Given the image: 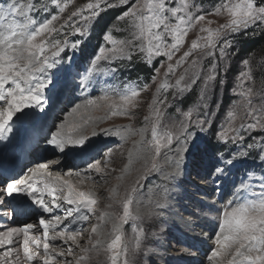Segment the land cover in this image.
Here are the masks:
<instances>
[{"label":"snow or ice","instance_id":"6c2138e0","mask_svg":"<svg viewBox=\"0 0 264 264\" xmlns=\"http://www.w3.org/2000/svg\"><path fill=\"white\" fill-rule=\"evenodd\" d=\"M209 2L210 10L204 7L205 0H87L66 17L73 0L0 2V141L16 131L14 118L20 126L25 121L35 122L39 117L36 109H44L46 100L56 94L58 80L73 72L82 92L97 84L104 87L101 95L75 104L56 130L46 136V144L54 152L83 149L91 137L100 134L116 137L122 144L133 136L139 137L132 140L128 162L117 180H123L134 161H144L143 171L122 195L117 187L109 190L112 203L106 207L113 210L96 216L97 223L92 225L88 238L90 247L80 248L75 264H87L89 253L100 252L106 256V264H152L149 257L157 254L154 243L159 239L155 221L163 214L157 209L168 207V187L163 183L156 185L162 191L145 207L140 199L141 181L151 174L171 181L179 174L194 130H210L219 115L212 98L218 87L226 85L231 59L238 54L234 51L236 37H247L250 30L253 36L264 35V0ZM119 9L123 10L102 29L103 44L96 54L83 68L75 66V54L83 38L91 34L104 14ZM208 16L223 17L224 22L212 27L215 21ZM117 22L125 26L119 28ZM113 29L127 35L117 38ZM193 32L195 36L189 42L187 38ZM66 53L70 54L65 56ZM251 55L241 61L243 70L237 73L230 89L237 99L230 102L215 133L217 143L235 149L232 157L222 151L217 153L219 163L225 166H233L237 159L253 152L264 164V89L247 86L255 79ZM134 56L139 57L137 62L152 67L149 81L129 80L118 86L103 80L105 76L115 77L119 71L114 66L116 62L126 60L130 64ZM156 58L163 59L153 67ZM260 68L258 62L257 71ZM261 80L264 81V74ZM152 85L155 89L142 127H93L90 136L84 134L90 125L112 117L134 119L142 93ZM193 92L197 93L195 101L185 105V98ZM97 112L103 114L95 115ZM68 116L73 119L69 121ZM113 154L108 149L102 160L94 159L83 170L70 169L64 174L54 175L49 163H40L23 178L0 184V204L7 203L5 198L27 194L43 213L51 214L61 208L65 212L63 217L41 216L38 227L27 223L0 231V248L6 249L0 251V264H54L61 257L73 255L71 245L65 253L57 251L54 242L72 241L80 247L77 238L89 215H95L98 198L91 188L79 190L72 179L64 176L79 178L76 183L81 185L85 181L95 184L104 179ZM224 171V167L216 166L212 175L219 177ZM45 195L51 199L46 200ZM108 223L111 229L104 232ZM126 225L130 233L125 231ZM19 237L22 239L17 240ZM214 243L207 256L209 264H264V170H246L234 185L232 199L219 218ZM59 264L73 262L65 258Z\"/></svg>","mask_w":264,"mask_h":264},{"label":"rangeland","instance_id":"374dc122","mask_svg":"<svg viewBox=\"0 0 264 264\" xmlns=\"http://www.w3.org/2000/svg\"><path fill=\"white\" fill-rule=\"evenodd\" d=\"M0 2H3V0H0ZM86 2L87 0H73V4L69 6L68 11L65 13V17L70 14L71 11H74L76 7L82 6ZM212 2H214V0H212ZM204 7L210 10L209 0H205ZM122 10L123 9H119L117 11ZM110 12L106 13L108 14V17L113 14ZM114 18L115 17H113V20L108 22V24H111L114 21ZM207 19L215 21L212 27H216L219 23L224 22L223 17L208 16ZM101 23H103V21H101ZM117 26L123 28L125 25L123 22H117ZM90 35L83 38V43L75 54V66L77 67L83 68L90 58L96 54V51L101 44H103L102 31L101 37L94 48V51L88 55V49H91L92 47V43L89 42ZM113 35L117 38H123L127 33L115 31V29H113ZM194 36V32L190 33L187 38L188 41L190 42ZM257 36L264 35L253 36L250 30L247 37ZM240 37L246 38L244 35L236 37L234 51L238 54L231 59V67L228 69L226 75V85L222 88L218 87L216 96L212 98L213 106L215 110L219 112V115L215 117V123L210 130L204 132L199 131V129L194 130L193 138L189 142L188 151L185 153V159L180 168V172L181 170L184 171V177L180 178L178 174L171 181H163L158 174H151L148 176L147 180L141 181L143 187L141 189L140 199L145 207L150 206L149 201L158 198L162 191L157 188L156 185L163 183L167 184L168 187V207L164 210L157 209V211H162L163 214L155 221V230L159 232V239L154 243V247L157 249V254L149 257L152 264H209L207 256L210 254L212 248L215 247L214 240L218 231L219 218L225 209V205L230 199H232L234 185L239 183L246 170L255 169L257 172L264 170V164L260 163L255 152L251 153L247 158L237 159L233 166H225L219 163L217 157L218 152L213 153L210 149L213 144L212 141H215L218 146H224L222 152H225L227 157H232L233 152H235V149L232 148L231 145H221L217 143L215 133L222 117L225 115L226 109L230 105V102L237 99V97L231 93L230 89L236 82L237 73L243 70L241 61L249 56V54H252L251 64L255 79L254 81L248 82L247 86L252 87L254 90L264 89V81L261 80V75L264 74V41L253 52L246 53V51H240ZM75 39H80V37H75ZM81 50L85 52L82 56L86 59L85 62L80 61L77 58L78 53ZM68 54L70 53L64 55L66 56ZM162 59L163 58H156L153 67L157 66ZM138 60L139 57L134 56L132 62L136 63ZM258 62L261 65L259 71H257ZM138 63L144 64L145 68L150 69V72L146 78L142 77L137 80L141 83L149 81V78L153 74L152 67L147 66L145 63ZM128 64L129 63L125 60L116 62L114 66L120 69L122 67L126 68ZM74 75L75 73L73 72L72 75L61 77L58 80L55 90L56 94L46 100L44 109H36L39 113L38 119L35 122L25 121L24 125L21 126L23 130L20 135L22 137L20 140L17 136V128L20 125L19 122H15L14 118L16 131L11 134L7 140L0 141V160L5 161V166L7 168H10L11 166L12 168L21 167L20 169H16L17 171L14 173L15 175L11 173V179L0 177V184L12 179L18 180L23 178L30 168H33L40 163L54 164V167L59 165L61 168H58V170H51L54 175L67 173L70 169L83 170L87 164L94 159L102 160L108 149L113 150L114 154L111 163L105 170L106 174L104 175V179H98L95 184H93L92 181H85L84 184L81 185L76 183L79 178L75 176H64L65 179H72L75 187L79 190L87 191L91 188L98 198V204L94 206L95 215H89V221L82 226V235L77 238L80 247H76L72 241H68L67 244L62 241L54 242L57 251L64 250L66 253L69 245L73 247V255H66L65 257L59 258V260L66 258L67 260L72 261L73 264H75L76 257L81 255L80 248L90 247L88 238L91 234L92 225L97 223L96 216L100 215L102 211L113 210L106 207V205L112 203V201L109 200V190L117 187L119 194L122 195L124 190L130 187L140 176L144 164L143 160L135 161L131 166V170L124 174L123 180H117V177L121 175V169H123L124 165L128 162L127 152L128 149L132 147V140L139 139L138 136L131 137L126 144L122 146L123 144L118 138L100 134L91 137L83 149L69 148L64 154L54 152L52 148L46 144V136L50 134L51 131L56 130V127L65 119L66 115L71 111L75 104L83 103V100L89 96L96 97L102 94L104 86L101 84H97L95 88H89L86 92H82L79 87L78 78L74 79ZM103 80L109 84L118 86H122L123 82L129 81L128 79L120 77L118 71L115 74V77L105 76L103 77ZM154 89L155 85H152L148 92L142 93L140 97L142 103H140L139 107L134 110V119L130 120L126 117L122 118L118 116L112 117L99 125H90L85 130L84 134L90 136L93 127H96L97 130H99V128H109L128 124H131L134 128L142 127L143 117L148 114L147 104L151 100ZM196 95V92L188 95L186 98H189V101L184 100V104L188 105L193 103ZM47 96L48 94L46 93V97ZM255 102L259 103V99L256 98ZM102 114L103 113L101 112L95 113V115ZM68 119L71 121L73 118L68 116ZM147 136L150 138V132ZM94 148L96 149L94 151L95 154L90 156L92 159L80 163L79 161L82 160L81 158H78V156L81 153ZM22 153L25 158L22 156ZM14 154H18L17 159L13 158ZM216 166L225 168L224 173L219 177L212 175ZM113 169H115V171H113ZM165 171H171V169L165 168ZM12 198H14L13 201H11V199L7 200V206L0 212V217H2L3 221H6L7 223L12 221L11 223H15L17 227H23L27 223L39 225V218L41 216H44L46 219H51L52 215H59L61 217L65 215L64 209L61 208L54 209L51 214L43 213L41 210V216L36 215V217L35 215H32L30 210L32 209L30 208V205L33 204L30 196L27 194H20ZM45 199L50 200L51 197L45 195ZM15 204H17V207L26 204L27 208H23L26 211L24 210L22 213H26L28 216L32 215L33 217L31 216L32 218L26 220V217H23L24 219H19L21 218V215L17 216V208H13ZM33 205L35 208L32 209V211L39 208L38 205ZM65 207H67V205ZM72 227H81V225H74ZM110 229L111 223H108L104 226L103 231L108 232ZM42 231L43 230L40 229V233H42ZM125 231L130 233V227L126 225ZM188 233L190 236L187 238ZM191 235L192 237L193 235H196L199 238L203 237V239L206 237V242L203 245H198L191 239ZM95 238V235H93V239ZM4 250L6 249L0 248V251ZM184 250L188 251L186 252ZM188 252L194 253V255H190ZM89 255L91 259L87 264H106V256L103 252H100L99 255L96 253H89ZM59 260L54 262V264H59Z\"/></svg>","mask_w":264,"mask_h":264},{"label":"trees","instance_id":"16d2710c","mask_svg":"<svg viewBox=\"0 0 264 264\" xmlns=\"http://www.w3.org/2000/svg\"><path fill=\"white\" fill-rule=\"evenodd\" d=\"M111 13V12H110ZM113 14L108 17V14H104L101 18V20L99 21V23L97 24V27L94 28L91 32V35L89 37V42L92 43V47L91 49H88L89 52L88 55H90L92 53V51H94V48L96 47L100 37H101V33H102V29L104 27H106V22H111L113 20V17H115V15L118 13L117 12H112ZM101 21H103V23H101ZM264 41V36H257V37H246V38H239V45H240V51H246V53H250L253 52L255 49H257L262 42ZM88 43V42H87ZM85 54V52L83 50H81L78 53V60L80 61H86V59H84L82 56ZM150 72L149 68H145L144 64H139L138 62H132L130 64H128V66L122 67L119 69L118 71V75L122 78L128 79V80H137L140 79L142 77L146 78ZM185 101H189V98H185ZM184 101V102H185ZM212 146L210 147L211 151L213 153H217L223 150L224 146H218L216 144L215 141H212Z\"/></svg>","mask_w":264,"mask_h":264},{"label":"bare ground","instance_id":"6f19581e","mask_svg":"<svg viewBox=\"0 0 264 264\" xmlns=\"http://www.w3.org/2000/svg\"><path fill=\"white\" fill-rule=\"evenodd\" d=\"M22 128H21V126H19L18 128H17V136H18V138H19V140L22 138L20 135H21V132H22ZM44 135V134H43ZM126 143H123V145L122 146H124ZM131 146V145H130ZM96 149L94 148V149H89V150H87V151H85L84 153H81L79 156H78V158H81V160L82 161H79L80 163H82V162H85V161H87V160H91L92 159V157H90V156H92V155H94L95 154V151ZM73 152V151H72ZM17 155V156H16ZM74 156V155H73ZM9 157H11V156H9ZM74 157H76V156H74ZM13 158L14 159H17L18 158V154H14V156H13ZM76 162V161H75ZM135 162V161H134ZM133 162V163H134ZM68 163V162H67ZM69 164V163H68ZM5 165V161H2V160H0V168H3V166ZM51 165V164H50ZM57 168V169H56ZM58 168H61L59 165H57V166H55L54 167V164H52L51 165V167L49 168V170L51 171V170H58ZM20 172V171H19ZM18 172V173H19ZM179 177L180 178H183L184 177V171H182L181 170V172L179 171ZM216 181H218V180H216ZM205 185V184H204ZM6 199V198H5ZM9 199H11V201H13V199L14 198H8V199H6V200H9ZM7 203H5V204H0V212L1 211H3V209L7 206L6 205ZM148 204V203H147ZM17 204H15L14 206H13V208H17V212H16V214H17V216H20V214H22V212H24V210L27 208L26 206V204H23L21 207H17L16 206ZM23 208H25V209H23ZM23 209V210H22ZM31 211H32V209H30ZM26 211V210H25ZM33 212H38L36 209H35V211L33 210ZM27 213H29V212H27ZM31 214V213H30ZM34 213H32V215H33ZM31 215V216H32ZM1 216V215H0ZM34 216V215H33ZM198 220V219H197ZM12 221H9L8 223L5 221H3V218L2 217H0V231H4V230H6L8 227H17L16 226V224L15 223H11ZM201 222V221H200ZM38 226V225H37ZM33 233H36V231H37V229L36 228H34L33 230ZM210 235V234H209ZM190 235H189V233L187 234V238L189 237ZM208 236V235H207ZM205 238L206 237H204V239H203V237H201V238H199V237H197L196 235H193V237H192V235H191V239L195 242V243H197L198 245H203L205 242H206V240H205ZM19 239H22V237H19V238H17V240H19ZM13 246H15V245H13Z\"/></svg>","mask_w":264,"mask_h":264}]
</instances>
